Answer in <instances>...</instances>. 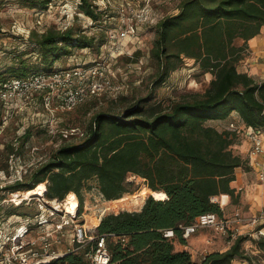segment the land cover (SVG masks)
<instances>
[{"label": "trees", "instance_id": "trees-1", "mask_svg": "<svg viewBox=\"0 0 264 264\" xmlns=\"http://www.w3.org/2000/svg\"><path fill=\"white\" fill-rule=\"evenodd\" d=\"M21 1L45 8L51 0ZM76 6L98 23L97 30L73 24L63 29H31L26 39L32 49L13 54L0 70V80L59 67L57 61L73 55L74 48L102 46L108 17L116 15V10L96 0H76ZM155 25L157 37L151 51L159 63L157 82L176 69L182 57L192 58L211 74L204 92L168 106L145 105L146 99L141 98L122 112L97 111L86 129L69 134L25 179L5 184L0 191H25L43 182L44 200L62 201L73 192L78 200L77 219L82 190L89 189L90 179L96 180L103 198L111 200L134 190L127 179L132 174L143 179L138 195L150 191L140 209L108 212L95 226L94 234L104 236L111 263L230 264L250 258L242 247L246 235H237L223 251L206 253L199 263L191 260L186 248L176 249L175 242L186 243L181 225L197 215L221 214L212 196L228 194L232 202L238 201L239 192L231 182L237 167H249L248 157L231 148L239 134L236 130L220 129L210 121L234 119L236 114L245 126L264 129V79L237 69L247 54V40L264 25V0H180L177 12L161 17ZM27 135L25 131L22 139ZM13 149L11 145L10 153ZM4 198L0 196V222L16 215L32 223L39 210L31 208L30 200L14 203ZM165 228H171L173 235L164 236ZM255 231L260 235L253 242L264 255V223ZM77 245L38 264H89L86 254L96 246V239Z\"/></svg>", "mask_w": 264, "mask_h": 264}, {"label": "rangeland", "instance_id": "rangeland-1", "mask_svg": "<svg viewBox=\"0 0 264 264\" xmlns=\"http://www.w3.org/2000/svg\"><path fill=\"white\" fill-rule=\"evenodd\" d=\"M108 1L109 6L114 9L113 6L119 2V0H96L102 6L107 5ZM179 2L180 0H139L135 3L137 6H144L146 20L137 25L135 33L128 36L121 47L108 59L107 65L114 84L111 91L91 97L70 111H57L53 118L36 99L12 111L6 108L0 109V187L16 179H25L33 168L46 160L64 141V138L69 136L67 134L69 128L75 127L78 132L86 129L91 116L97 111L122 112L141 98L146 99L145 105L159 103L162 106H168L173 101L198 97L204 92L211 74L203 72L192 58L182 57L178 67L170 71L163 81L157 82L159 63L151 51L157 37L155 23L161 17L176 13ZM107 21L111 26L117 22L114 17H108ZM71 24L78 28H90L92 31L98 28L97 22L78 11L76 0H51L45 8L30 7L21 0H0V70H3L13 54L20 50L32 49L26 39L31 29L42 31L49 26L63 29ZM102 51L105 53L107 49L101 46L89 49L74 48L72 56L62 57L57 64L65 66L68 63L87 60L86 58L90 59ZM234 118L237 121V116ZM229 121L230 119H224L210 121V123L212 122L220 129H230ZM262 130L264 134V129ZM25 131L28 135L22 139L21 135ZM64 133L67 136L63 135ZM235 138L231 148L243 157H248L246 135L239 133ZM11 145L14 147L12 153H10ZM2 166L5 168L2 169ZM240 168L246 171L249 169L248 166ZM127 179L133 182L131 187L134 190L111 200L104 199L98 190L96 180L90 179L89 189L82 190V212L77 219L66 223L60 236L61 241H53V245L62 249L67 246L72 227L76 222L84 223L90 228L89 232H95L93 225H96L100 220L99 217L104 214L123 209H140L150 191L144 195H138L140 191H143V179L132 174L128 175ZM26 192V190H17L11 194L1 190L0 196L5 197L3 199L5 202L9 201L11 196L15 197L16 202L23 197H28L27 200L32 203L31 208L35 206V209L42 210V217L47 218L46 226L49 227L64 220V217H67L65 213L70 214L65 210L68 195L62 201H46L45 204H40L45 202L41 197L42 194L28 195ZM73 195L78 204L77 196L74 193ZM230 202L235 203L231 201V198ZM49 209L54 213L50 214ZM224 209L228 212L231 205H224ZM71 214H75V211ZM31 222L29 223L28 218L24 216L13 215L2 225V231L6 234L13 231L18 224L23 223L27 230L26 237L33 238L38 235V232L34 219ZM241 235L247 236L242 243L244 251L251 254L255 264H264V255L257 250L253 242L260 233L255 230H246ZM234 238L235 236L220 235L213 229L202 228L188 236L185 244L175 242V248H186L191 254V260L199 263L206 253L228 248ZM238 260L240 259H236Z\"/></svg>", "mask_w": 264, "mask_h": 264}, {"label": "built area", "instance_id": "built-area-1", "mask_svg": "<svg viewBox=\"0 0 264 264\" xmlns=\"http://www.w3.org/2000/svg\"><path fill=\"white\" fill-rule=\"evenodd\" d=\"M138 1L119 0L118 4L113 6L115 7L116 15L110 17H114L117 22L112 26L109 24L106 29L105 43L101 46L107 49L105 53L104 51L98 52L97 55L90 59L86 58L87 60L68 63L65 66L55 67L47 71H32L24 76H9L1 79L0 109L6 108L12 111L21 107L24 103L36 99L53 118L54 113L57 111H69L93 96L111 91L114 84L107 65L108 59L111 58L115 50L121 47L128 36L135 33L137 25L146 20L144 6L135 5ZM107 5H110L109 1ZM228 127L246 135L248 161H251L255 167L254 171L257 180L263 182V130L245 126L238 120L236 121L235 118L230 119ZM67 132V134L78 133V130L75 127H71ZM66 133L63 135L67 136ZM11 194H14V192H11ZM9 200L18 203L13 196ZM211 200L219 203L221 214L214 211L203 212L197 215L190 223L181 225L184 238L202 228L213 229L220 235L236 237L246 230L253 231L258 225L264 223V205L249 214H245L239 206H234L227 213L224 209L226 202L222 203L218 200V196H212ZM46 201L57 202L55 199H45V202L40 204H45ZM49 212L50 214L54 213L51 210ZM76 213L77 206L75 214L65 213L67 217L62 216V218H65L64 220L56 222L52 227H49L46 226L47 218H43L42 210H39L33 218L36 222L38 235L33 238L26 237L27 230L23 223L18 224L13 231L5 234L2 231V225L7 219L1 221L0 264H38L62 255L73 248L72 246L75 243L79 247L93 239H96V246L91 248L86 254L89 264H113L110 262V253L106 247L104 236L89 232L90 228L82 222L74 223L67 246L62 249L58 248L57 245H53V241H61L60 236L64 225L69 223L70 220H74ZM163 235L170 237L173 235V230L165 228L163 229ZM124 239V237H121V240ZM238 264H255V261L251 256L250 258L238 260Z\"/></svg>", "mask_w": 264, "mask_h": 264}, {"label": "crops", "instance_id": "crops-1", "mask_svg": "<svg viewBox=\"0 0 264 264\" xmlns=\"http://www.w3.org/2000/svg\"><path fill=\"white\" fill-rule=\"evenodd\" d=\"M238 43H241V41L239 40ZM237 69L248 72V74L258 80L264 79V25L258 34L247 40V55L238 62ZM233 116L235 117L236 114ZM248 165L249 169L247 171L237 167L235 169V179L231 182V185L239 192L237 203L232 204L228 194H226L227 199L225 200V206L230 204L231 209L234 206H239L245 214L255 211L262 206L261 204H264V181L260 182L257 180L254 171L255 167L251 161L248 162ZM229 211L225 212L229 213ZM95 226L93 225V227ZM236 263L238 261L233 260L230 264Z\"/></svg>", "mask_w": 264, "mask_h": 264}, {"label": "bare ground", "instance_id": "bare-ground-1", "mask_svg": "<svg viewBox=\"0 0 264 264\" xmlns=\"http://www.w3.org/2000/svg\"><path fill=\"white\" fill-rule=\"evenodd\" d=\"M44 189H45V184L43 182H40L34 188L26 190L27 191L26 193L28 195L29 194H42ZM226 199H227L226 194L218 195V200H220L222 203L226 202L225 201ZM76 206H77L76 199H75L73 193L69 192V194L66 198V202H65L66 212H69L70 214L73 213L75 211Z\"/></svg>", "mask_w": 264, "mask_h": 264}, {"label": "water", "instance_id": "water-1", "mask_svg": "<svg viewBox=\"0 0 264 264\" xmlns=\"http://www.w3.org/2000/svg\"><path fill=\"white\" fill-rule=\"evenodd\" d=\"M152 195V194H151Z\"/></svg>", "mask_w": 264, "mask_h": 264}]
</instances>
